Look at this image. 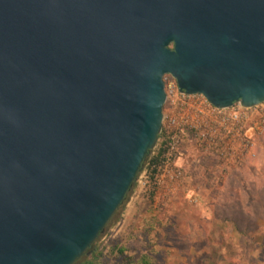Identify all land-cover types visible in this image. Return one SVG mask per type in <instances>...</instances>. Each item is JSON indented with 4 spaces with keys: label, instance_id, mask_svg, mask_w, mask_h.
Masks as SVG:
<instances>
[{
    "label": "water",
    "instance_id": "95a60500",
    "mask_svg": "<svg viewBox=\"0 0 264 264\" xmlns=\"http://www.w3.org/2000/svg\"><path fill=\"white\" fill-rule=\"evenodd\" d=\"M264 103V0H0V264H75L157 145L164 78Z\"/></svg>",
    "mask_w": 264,
    "mask_h": 264
},
{
    "label": "rangeland",
    "instance_id": "374dc122",
    "mask_svg": "<svg viewBox=\"0 0 264 264\" xmlns=\"http://www.w3.org/2000/svg\"><path fill=\"white\" fill-rule=\"evenodd\" d=\"M164 85V137L149 160L173 135L177 148L167 169L139 174L95 264H264V103L235 104L223 121L183 106L170 77Z\"/></svg>",
    "mask_w": 264,
    "mask_h": 264
},
{
    "label": "built area",
    "instance_id": "2783aa9c",
    "mask_svg": "<svg viewBox=\"0 0 264 264\" xmlns=\"http://www.w3.org/2000/svg\"><path fill=\"white\" fill-rule=\"evenodd\" d=\"M175 92L176 95L178 96V100L180 101V103L183 106H186L190 110H196L202 113L203 110L208 109L209 111L208 114L210 116L216 117L217 115L219 118L221 113L230 109V108L223 110L216 109L212 105H210L209 102L201 95L187 96L184 94H180L177 88H175ZM220 118H222L223 121L226 120V117L223 115ZM231 118L236 120L238 118V115H236L235 113ZM176 137H177L176 135H173L171 138H169V142L166 141L165 143L161 144L159 153L154 158L150 159L149 163L147 164L148 172H149L148 174L152 175L153 172L156 171V173L153 174V176H156L160 169H167L170 162V151H174L178 145V140L176 139ZM158 155L160 156L158 157L157 162L153 163V159H155Z\"/></svg>",
    "mask_w": 264,
    "mask_h": 264
},
{
    "label": "trees",
    "instance_id": "16d2710c",
    "mask_svg": "<svg viewBox=\"0 0 264 264\" xmlns=\"http://www.w3.org/2000/svg\"><path fill=\"white\" fill-rule=\"evenodd\" d=\"M162 137H164V132L163 131H161V133H160V135H159V140L162 138ZM152 153V151L151 152H149V154H148V156L146 157V159H145V161H144V163H143V166H142V169L140 170V172L138 173V175H137V177L139 176V174H141L143 171H144V169H145V166L149 163V158H150V154ZM160 155H158L155 159H153V163H156L157 162V159H158V157H159ZM156 173V171H154L153 172V174H155ZM134 185H135V183L133 184V186H132V188H131V190H130V192L128 193V195L126 196V198H125V200H124V202L120 205V207L118 208V210L116 211V213H115V215L112 217V219L109 221V223L106 225V227H105V229H104V231L114 222V219L116 218V215L120 212V210L122 209V207L124 206V204L126 203V201L128 200V198H129V195H130V193H131V191H132V189H133V187H134ZM103 231V232H104ZM103 234V233H102ZM102 234L101 235H99V237H98V239L102 236ZM241 234H242V232H241ZM98 239H97V241H98ZM97 241L95 242V244L93 245V247H92V249L90 250V256H83L79 261H77L75 264H95V262H94V253H95V247H96V243H97ZM142 264H147L146 263V261L145 260H143V262H142Z\"/></svg>",
    "mask_w": 264,
    "mask_h": 264
}]
</instances>
